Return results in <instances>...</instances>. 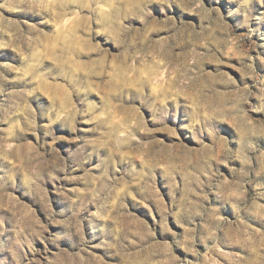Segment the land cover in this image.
Wrapping results in <instances>:
<instances>
[{
	"label": "rangeland",
	"instance_id": "1",
	"mask_svg": "<svg viewBox=\"0 0 264 264\" xmlns=\"http://www.w3.org/2000/svg\"><path fill=\"white\" fill-rule=\"evenodd\" d=\"M0 264H264V0H0Z\"/></svg>",
	"mask_w": 264,
	"mask_h": 264
}]
</instances>
